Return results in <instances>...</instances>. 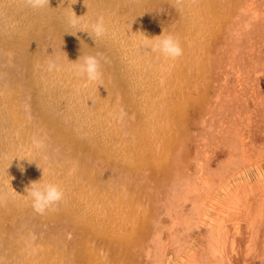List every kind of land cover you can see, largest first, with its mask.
I'll list each match as a JSON object with an SVG mask.
<instances>
[{
	"label": "bare ground",
	"instance_id": "bare-ground-1",
	"mask_svg": "<svg viewBox=\"0 0 264 264\" xmlns=\"http://www.w3.org/2000/svg\"><path fill=\"white\" fill-rule=\"evenodd\" d=\"M178 1L181 3L178 8L168 4L167 14L171 17L175 15L173 19H182L180 23L191 29L197 24L192 1ZM160 2H164V7L167 5L164 0H49L43 9L33 11L24 0H0V264H63V251L67 246L61 240L63 236L61 238L59 234V238L55 237L60 226H67L69 214L73 211L79 215V221L83 215L88 218L84 227L79 225L84 234H94L91 242H86L89 245V260L79 257V264H129L126 262L128 255H142L143 251L150 255L154 244L165 245L159 236L156 239L150 236L161 226L160 215L165 213L162 209L170 204L168 201L175 202L177 190L193 189L195 181L171 169L169 173L174 176V182L171 190L168 189L166 200L155 201L153 205L142 203L145 206L143 220L136 223L137 216L129 222L128 213L142 210V206L132 209L131 205L123 202L118 185L112 187L110 180L125 184L129 171L127 165L135 162L130 174H136V179L143 176L149 182L146 184L149 188L156 176V168L160 169L162 165L168 169L164 162L175 158L174 155L170 160H164L165 151L173 154L176 151L174 163L186 160L191 148L189 141L183 137L177 140L173 135L178 137L181 128L188 130L185 122H178L179 118L185 121L186 117H192L196 124L202 122L201 119L205 120L212 90L208 80L207 86L202 89L201 73L204 71L201 68L215 65L219 51L216 49L211 53L210 41L206 47L208 50L201 52L190 44L191 41L189 45L182 44L181 35L170 29L171 24L158 26L163 14L155 7L160 8ZM140 8L151 11L144 12L140 19L132 18V14L139 12ZM161 11L164 12L163 9ZM74 13L83 16L78 28L85 22L104 16L110 29L109 35L93 39L87 32L72 28L69 18ZM146 19L147 22H144ZM131 20L135 23L129 27ZM40 25L44 27L45 34H42ZM154 27L153 33L150 32ZM162 34L179 38L183 55L177 60L166 59L161 53L145 46L149 38ZM17 41L21 42L20 46ZM97 53L105 58L102 60L103 78L102 81L88 83L77 75L73 65L79 58L82 62L84 56ZM50 59L58 62L59 71L47 70ZM109 59H112V65L105 66ZM27 64L34 74L30 78L34 77L39 88L35 96L38 98L36 106L31 101L34 98L31 97L32 92L27 93L25 88L17 90V83L25 79ZM16 69H21V72L14 77L12 73ZM195 86L200 90L197 91L199 95L190 96L188 91ZM54 119L65 127L60 128L61 124H55ZM146 126L147 138L144 134ZM72 129L69 139L61 137L62 132ZM122 131L129 132L130 139H119L117 134ZM137 131H141L142 135ZM139 137L142 140L135 143L134 140ZM162 137L166 140L161 141ZM34 139L41 141L43 147L36 148ZM183 140L182 146L177 144V141ZM145 142L157 143L152 149L159 155H142L140 159L136 152H130ZM94 163L113 167L109 166L111 170L94 168ZM71 164L70 169L78 167L79 176L81 172L90 176L89 186L83 185L84 180L76 179L79 186L75 187V178H70L72 176L67 171L58 170ZM120 168L121 172H116ZM148 169L150 172L146 176L142 171ZM201 176L198 173L199 180ZM40 180L59 184L68 200L67 215L62 218L61 213L59 218L55 217L54 230H50L53 228L51 225L43 228L45 222L54 221L51 212L37 214L26 196L25 189L30 183ZM173 203L166 209L171 217ZM63 206L61 203L58 210L62 211ZM95 226L97 230L91 231V227ZM130 241L137 242L133 250ZM101 242L116 243L113 248L112 245L110 247L109 259L105 257L101 260L102 256L95 250L102 248L97 244ZM52 245L59 248V257L47 255ZM212 247L216 250L215 245Z\"/></svg>",
	"mask_w": 264,
	"mask_h": 264
},
{
	"label": "rangeland",
	"instance_id": "rangeland-1",
	"mask_svg": "<svg viewBox=\"0 0 264 264\" xmlns=\"http://www.w3.org/2000/svg\"><path fill=\"white\" fill-rule=\"evenodd\" d=\"M164 1L167 2L165 7L164 2H160L159 5L164 12L155 7L156 11L160 10V14H163L158 21V26L166 27L171 24L170 29L181 35L184 41L182 44L189 45L191 41L190 44L198 48L197 50L206 52L208 50L206 47L211 41V50L213 49L211 53H214L216 49L219 52L215 65L201 68V71L205 72L201 73L203 77L201 87L205 89L208 80L212 90L211 103L207 106L209 112L205 120L201 119L202 122L200 121L197 125L192 117H186L185 121L179 118L178 122L180 124L185 122L190 131H183L181 128L178 137L177 134L173 135V138L177 140L183 137L189 141L191 148L186 160L184 158L174 163L176 151L174 154L165 151L169 153L164 152V160H170L174 155L175 158L170 162H164L168 169L162 165L160 169L156 168L154 182H150L149 188H146L149 182H146L143 176H138L139 178L136 179L134 177V175L137 176L136 174H130L131 169L135 168V162L127 165L129 171L126 173L128 179L126 178L125 184L121 181L114 182L115 179L110 180L112 187L118 185L122 201L131 205L132 209L137 205L142 206V203L153 205L155 201L158 203L162 199L166 200L168 189L171 190L174 182V176L169 173L171 169L175 173L182 172L188 176L187 178L195 181L193 189L177 190L178 198L175 202L168 201L170 204L162 209L165 213L160 215L162 219L160 228L156 232L152 228L154 231L150 235L151 238L156 239L159 236L165 245L161 247V244H154L150 255L147 251L141 252L142 255L136 253L128 255L126 262L129 264H264V0H208V2L207 0H191L192 10L197 14L195 15L197 24H194L191 29H187L188 26L180 23L182 19L177 17L173 19L175 15L171 17L167 14L168 4L176 5L178 8L181 6L180 1ZM150 11L149 8H140L139 12L132 14V18L140 19L144 12ZM143 21L147 22V19ZM134 23L131 20L128 23L129 27ZM175 24L178 26L174 27ZM40 27L42 34H45L44 27L42 25ZM155 27L151 28L150 32L153 33ZM17 43L20 46L21 42L17 41ZM104 65H112V59ZM26 70L29 73L28 64ZM18 72L20 73L21 69L14 70L12 75L15 77ZM22 72L24 74L25 69ZM27 73L24 75L25 79L17 83V90L25 88L28 89L27 93L32 92L31 97L34 98L31 101L36 106L38 98L35 96L37 97L39 88L34 77L30 78L34 75L33 72ZM14 85L16 91V83ZM192 89L188 91L190 96H196V93L199 95L200 90L196 86ZM53 121L55 124H61L55 119ZM61 126L63 124L60 128ZM72 131L73 129L67 133L62 132L61 137L66 136L69 139L70 134H73ZM137 132L142 135L141 131ZM147 132L148 126L144 130L146 138ZM118 135L119 139L125 137L130 139L129 132L122 131ZM141 140L142 138L139 137L134 141L137 143ZM163 140L166 138L162 137L161 141ZM183 142L184 140L177 141V144L182 146ZM154 144L157 143L145 142L140 148L131 149L130 152L132 150L136 152L137 158L141 156L140 159L143 158L142 155L147 154L149 157L158 156V151L152 149ZM71 166L72 164L58 170L69 172V176H72L70 178H75V187L79 186L76 179L84 180L83 185L89 186L90 176L86 172H81L79 176L78 167L70 169ZM109 166L94 163V168L113 167ZM154 166L157 167L156 162ZM116 172H121V168ZM142 172L147 176L150 169ZM197 172L202 175V179H198ZM111 175L114 176L112 171ZM64 201L66 202H62L64 204L62 211L60 209L51 212L50 216L54 221L45 222L44 229L51 225L53 228L50 230H54L56 218H59L61 213L62 218L67 215L68 200ZM172 203L174 208L171 217L166 209L170 208ZM144 207L142 206L143 209H139L140 211L129 212L127 216L129 222L136 216L138 218L136 223L142 221ZM74 216L75 218H72ZM68 219L67 226L62 225L61 229L58 228L60 231L55 238H59L60 234L61 238L63 236L60 239L67 246L63 245L65 250H68L63 251V264H79V257H87L86 260H89L87 256L89 245L87 246L86 242L90 243L94 234L92 232L84 234V229L79 227V225L84 227L85 222L88 221L86 215H83L79 221V215L73 211ZM92 230L96 231L97 227H91ZM130 242L132 250L135 249L137 242L135 244L133 241ZM97 244L102 247L95 249L102 256L101 260L105 257L109 259L110 247L112 245L111 248H113L116 243ZM212 245H215L216 250ZM47 255L51 258L59 257V248L50 246ZM123 258L125 259L126 256Z\"/></svg>",
	"mask_w": 264,
	"mask_h": 264
},
{
	"label": "clouds",
	"instance_id": "clouds-1",
	"mask_svg": "<svg viewBox=\"0 0 264 264\" xmlns=\"http://www.w3.org/2000/svg\"><path fill=\"white\" fill-rule=\"evenodd\" d=\"M24 2L33 11L43 9L49 4V0H24ZM82 18L83 16H77L74 13L69 18L70 26L72 28H78ZM78 31H85L93 39H99L108 36L110 29L104 16L101 15L95 21L85 22L82 27L78 28ZM145 46L151 48L152 51L161 53L166 59L172 61L177 60L183 55V48L179 38L172 34H162L154 38H149ZM104 59L101 53L84 56L82 62L79 58L73 65V70L88 83L102 81V60ZM47 70L49 72L54 70L59 71L60 65L57 61L50 59L47 63ZM34 146L36 148H42L43 144L41 141L34 139ZM21 171H23V168H21ZM25 191L27 192L26 196L31 201V207L40 215L58 211L60 204L65 200L64 189L56 183L42 182V180L32 181Z\"/></svg>",
	"mask_w": 264,
	"mask_h": 264
}]
</instances>
